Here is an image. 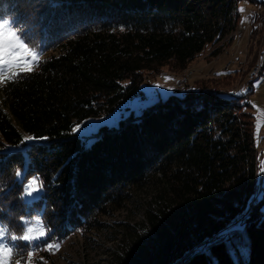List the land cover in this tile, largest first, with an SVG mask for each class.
Listing matches in <instances>:
<instances>
[{"label":"trees","instance_id":"obj_1","mask_svg":"<svg viewBox=\"0 0 264 264\" xmlns=\"http://www.w3.org/2000/svg\"><path fill=\"white\" fill-rule=\"evenodd\" d=\"M240 1L264 3L0 0V15L28 31L44 61L1 87L0 221L21 233L19 217L40 211L61 245L107 231L119 242L107 264H264V199L227 230L258 186L253 113L240 94L177 90L118 128L101 127L90 146L73 131L136 95L145 72L184 69L224 40ZM25 135L47 139L21 144ZM34 175L43 192L28 205L23 186ZM117 213L134 222L105 219ZM39 257L55 264L53 253Z\"/></svg>","mask_w":264,"mask_h":264},{"label":"rangeland","instance_id":"obj_2","mask_svg":"<svg viewBox=\"0 0 264 264\" xmlns=\"http://www.w3.org/2000/svg\"><path fill=\"white\" fill-rule=\"evenodd\" d=\"M238 7L239 18L235 30L219 43L207 46L186 68L178 70L166 66L161 68L160 72H145L143 82L136 95L119 104L108 114L91 117L77 124L80 126L77 134L86 140V145L90 146L95 141L101 127L118 128L120 121L132 113L139 117L143 109L152 103L165 99L177 90L182 91L188 88H215L240 94L243 97V103L249 106L246 107V111L253 113L255 133L258 110H264V3L240 1ZM0 18L10 19L1 15ZM217 48H220V53L214 55ZM165 76L172 77V79L165 80ZM251 85H253L252 92ZM246 87L247 91L241 93V89H246ZM1 97L0 87V99ZM252 102L259 106V109L254 107ZM258 136L261 139L256 137L259 164L257 191L250 201L248 210L234 220L227 230L240 228L244 225L255 204L260 199H264V173L260 169V164L264 161V126L260 128ZM34 141L44 142L45 140ZM27 162L28 156H26V163L21 169L23 176ZM23 176L18 180L21 181ZM32 177H39V175ZM31 178L25 181L24 186ZM42 192L43 190L30 203L27 202L30 198L22 195L23 202L28 205L32 204L41 197ZM145 194L147 195V192L141 196H145ZM132 207L136 218L143 219L142 212L135 209V204ZM36 216L41 217V212H36L33 217ZM126 216L125 213H117L114 217H105V219L111 222H134ZM20 244L24 245V242H20ZM118 245V239H114L107 231H94L87 236L74 234L61 245L58 251L53 253L55 264H107L108 257L118 249Z\"/></svg>","mask_w":264,"mask_h":264},{"label":"snow or ice","instance_id":"obj_3","mask_svg":"<svg viewBox=\"0 0 264 264\" xmlns=\"http://www.w3.org/2000/svg\"><path fill=\"white\" fill-rule=\"evenodd\" d=\"M43 62V51L32 41L28 31L13 19L0 18V87L29 77ZM164 79L169 80L172 77L165 76ZM246 91L247 89H241V93ZM252 103L259 109V106ZM262 126L264 110H258L254 133L257 139H261L258 133ZM79 127L76 125L73 131H77ZM46 139L47 137L25 135L20 143ZM260 169L264 173V161L261 162ZM15 175L17 178L22 177V170L17 169ZM42 190L43 181L39 177H32L24 186L23 195L30 198L27 201L30 203ZM19 220L21 233L0 221V264H46L43 257L37 258V252L42 250L52 254L61 248V242L51 238L52 230L40 216H21ZM20 242H24L23 247Z\"/></svg>","mask_w":264,"mask_h":264},{"label":"bare ground","instance_id":"obj_4","mask_svg":"<svg viewBox=\"0 0 264 264\" xmlns=\"http://www.w3.org/2000/svg\"><path fill=\"white\" fill-rule=\"evenodd\" d=\"M246 89H247V87H246ZM246 216V215H245ZM238 222V221H237Z\"/></svg>","mask_w":264,"mask_h":264}]
</instances>
